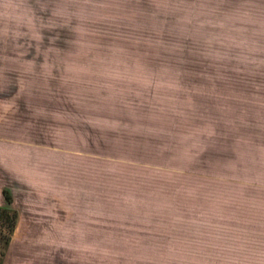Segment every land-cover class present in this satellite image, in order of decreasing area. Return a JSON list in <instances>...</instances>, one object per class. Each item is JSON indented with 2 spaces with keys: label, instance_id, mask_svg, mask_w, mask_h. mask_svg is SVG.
I'll return each mask as SVG.
<instances>
[{
  "label": "rangeland",
  "instance_id": "374dc122",
  "mask_svg": "<svg viewBox=\"0 0 264 264\" xmlns=\"http://www.w3.org/2000/svg\"><path fill=\"white\" fill-rule=\"evenodd\" d=\"M258 196L264 0H0L2 264H264Z\"/></svg>",
  "mask_w": 264,
  "mask_h": 264
},
{
  "label": "trees",
  "instance_id": "16d2710c",
  "mask_svg": "<svg viewBox=\"0 0 264 264\" xmlns=\"http://www.w3.org/2000/svg\"><path fill=\"white\" fill-rule=\"evenodd\" d=\"M2 193H3V197L5 198L6 202L8 204L11 203V197H10L8 191H3ZM2 218H3V221L5 223L9 224V226L6 225V230H7L8 233H7L6 240H5V242L3 244V247H2V253H1V256H0V258H1L0 259V264H2V258L4 256V253H5L6 249H7V247H8V244L10 242V236H11V234L13 232V228H14V225H15L16 213L14 211H12V210L5 209V210L2 211ZM7 227H9V228L7 229Z\"/></svg>",
  "mask_w": 264,
  "mask_h": 264
},
{
  "label": "crops",
  "instance_id": "0c3cea01",
  "mask_svg": "<svg viewBox=\"0 0 264 264\" xmlns=\"http://www.w3.org/2000/svg\"><path fill=\"white\" fill-rule=\"evenodd\" d=\"M253 206H252V212L253 214L254 213H263L264 214V196H258V197H253ZM256 220L253 221V226L255 223ZM257 226H254L252 228H255V227H264V218H260L257 220ZM255 245L253 244V248L252 250L255 251ZM262 248H264V246H262Z\"/></svg>",
  "mask_w": 264,
  "mask_h": 264
}]
</instances>
